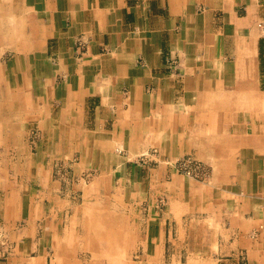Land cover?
Instances as JSON below:
<instances>
[{
	"label": "crops",
	"instance_id": "1",
	"mask_svg": "<svg viewBox=\"0 0 264 264\" xmlns=\"http://www.w3.org/2000/svg\"><path fill=\"white\" fill-rule=\"evenodd\" d=\"M4 51L0 230L13 249L0 264H122L123 224L84 212L108 195L145 211L152 264H182L164 252L191 219L212 250L189 259L264 264V0H0ZM12 113L20 138L28 123L41 132L33 152L12 143ZM187 157L210 166L206 181L179 171ZM57 161L87 172L81 203L61 197Z\"/></svg>",
	"mask_w": 264,
	"mask_h": 264
},
{
	"label": "rangeland",
	"instance_id": "2",
	"mask_svg": "<svg viewBox=\"0 0 264 264\" xmlns=\"http://www.w3.org/2000/svg\"><path fill=\"white\" fill-rule=\"evenodd\" d=\"M16 52V51H13ZM6 51L2 52L0 59L4 58L6 56ZM9 53V52H8ZM9 68V67H8ZM6 68H0V102L2 103L4 101V92L8 91V87L9 84L6 81V79L4 78V75H7L5 78H9L10 74H9V69ZM13 75V74H12ZM7 78V79H8ZM14 83L11 84V92H12V96L14 94H16L18 92V88L13 86ZM12 101H14V99L12 98ZM18 100H16L17 102ZM28 105L30 104L29 100H27ZM0 119H2L1 115H0ZM11 122H12V128L13 126H15V130L11 131V139H12V143L14 142H19L21 143V141L23 142V140L26 139V144L28 145V149L27 150H31L32 152L35 150V142L36 139L40 136L39 130H37L36 128H34L32 126V124L28 123L27 129L26 131L22 130V135L23 138H20L19 134H20V128L24 127V118L23 116L20 117L19 119V115H14V113H12L11 116ZM14 123V125H13ZM21 151H24L25 147H20ZM12 149V153H16L17 151H19V147H13ZM148 151V150H147ZM145 152V151H144ZM153 152L152 149L151 151H149V153ZM22 154V153H21ZM141 154V153H140ZM140 154L137 156V159L134 161L135 165H137L138 167H143V166H149L152 164L149 163L150 161H153V155L150 154L148 155L149 157L145 158L144 160L141 159L139 156ZM71 161V160H70ZM74 162V161H72ZM72 162L69 163H65L62 161H57L54 162L52 164V171H53V179L57 180L59 183V190L62 192L61 197L62 198H69L70 200H73L75 202H80L81 203V199L82 196L80 195V188L82 185L88 183V175L87 172L84 173L79 179V177L77 178V176H75L71 170V164ZM19 164L17 163H12L10 164L11 166V170H10V174H11V180H14L16 182H19L22 178L21 175L23 174L22 168L20 166H18ZM200 172H204L205 174H203V179H196L194 177V179L198 180V181H206L208 179V177L211 174V168L209 165H205V170H199ZM3 179L0 180V184H2ZM75 189V190H74ZM74 190L75 192H70ZM79 193V194H78ZM87 198V196H85ZM84 197V198H85ZM108 197H110L111 199L104 201L106 202L105 208H100V206H98V208L94 211H89L86 210L84 212L86 217H87V212L90 213V215L96 217L97 218H92L93 219H106L109 222H121V224H123L122 226V230H123V243L120 244V248H121V253H119L120 255H122V260L121 263L122 264H152L151 260H147L145 257V255H143L146 251V244L141 242V235H138L139 233L142 234V230L138 229L137 227H135V223L137 222V220H139L137 215H141V218H143V211H134L132 209H130L125 203L124 201L117 195H108ZM156 202L159 205V208H163L164 203L167 201L166 198H162V196L155 198ZM126 203L128 202L127 200L125 201ZM156 204V203H155ZM126 205V207H125ZM157 205V206H158ZM140 213V214H139ZM96 214V215H94ZM64 217H65V212H64ZM100 217V218H98ZM192 224V225H191ZM191 225V226H189ZM133 228V229H132ZM207 230V234L209 236V234L211 233L210 228L206 227ZM1 231V230H0ZM202 231H204V229L201 227V221H196V220H189L188 221V227H187V236L185 237L184 240V236L181 237V241L179 242H175V243H169L166 244V251L164 252V255H167L169 253H176L177 255H179V253L181 252V261L182 264H198L199 262L194 261V259H189L187 256L192 255V254H210L211 253V243L210 242H200V239L203 237ZM3 232V231H2ZM108 232H111L110 230ZM259 232L258 228L252 229L251 230V236H256ZM6 235V234H5ZM135 238L134 240L136 242H132L131 239ZM133 240V239H132ZM138 240V241H137ZM199 241V242H198ZM107 243V242H106ZM106 243L104 244V246H106ZM79 245V244H78ZM108 245V243H107ZM168 246V249H167ZM80 252V251H79ZM119 251H117V256ZM63 254L65 252L60 251V254ZM187 255V256H186ZM75 256L77 259H72V261H80V264H85L83 262V259L81 258V255H79L78 253H75ZM121 257V256H120ZM167 258V256H165ZM7 258V257H6ZM6 258L0 259V260H5ZM178 258V257H177ZM119 260V259H117ZM176 260V259H175ZM172 260L171 264H180V262L178 263V260ZM113 261V260H112ZM163 262V259L161 260ZM54 263V262H53ZM51 262V264H53ZM48 264H50V261L48 262ZM162 264V263H159ZM200 264V263H199ZM206 264H211L210 262L206 263Z\"/></svg>",
	"mask_w": 264,
	"mask_h": 264
},
{
	"label": "built area",
	"instance_id": "3",
	"mask_svg": "<svg viewBox=\"0 0 264 264\" xmlns=\"http://www.w3.org/2000/svg\"><path fill=\"white\" fill-rule=\"evenodd\" d=\"M152 151L153 152L151 153H149V151L142 152L139 157L144 160L145 158L149 157L148 155L157 153L156 149H153ZM177 168L180 172L198 179H203V174H205L204 172L199 171L205 170V165L191 157L180 160L177 163ZM12 249V243L9 241L7 236L0 231V259L8 257L11 254Z\"/></svg>",
	"mask_w": 264,
	"mask_h": 264
},
{
	"label": "bare ground",
	"instance_id": "4",
	"mask_svg": "<svg viewBox=\"0 0 264 264\" xmlns=\"http://www.w3.org/2000/svg\"><path fill=\"white\" fill-rule=\"evenodd\" d=\"M2 109H3V105L0 104V112L2 111Z\"/></svg>",
	"mask_w": 264,
	"mask_h": 264
}]
</instances>
